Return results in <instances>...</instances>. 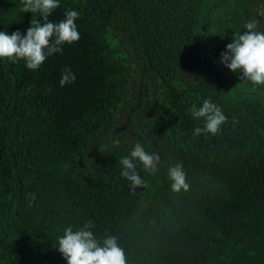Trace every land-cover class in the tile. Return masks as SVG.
Listing matches in <instances>:
<instances>
[{
    "label": "trees",
    "instance_id": "16d2710c",
    "mask_svg": "<svg viewBox=\"0 0 264 264\" xmlns=\"http://www.w3.org/2000/svg\"><path fill=\"white\" fill-rule=\"evenodd\" d=\"M22 7L0 0V31L41 19ZM67 10L80 39L62 53L0 58V264H67L59 238L89 221L126 264H264V84L221 56L248 21L264 32V0H59L48 20ZM205 99L226 116L215 135L194 134ZM137 142L160 163L136 161L132 190L119 161Z\"/></svg>",
    "mask_w": 264,
    "mask_h": 264
},
{
    "label": "clouds",
    "instance_id": "9594fccd",
    "mask_svg": "<svg viewBox=\"0 0 264 264\" xmlns=\"http://www.w3.org/2000/svg\"><path fill=\"white\" fill-rule=\"evenodd\" d=\"M22 3L23 13H38L41 19L33 16L26 34L19 30L12 32L11 35L6 31H0V58L23 59L28 69L37 70L48 56L62 53V45L80 39L75 23L79 13L67 10L63 20L51 22L48 17L59 6V0H22ZM258 23L256 19L248 21L244 26L247 31L243 34H234L232 42L227 44L226 51L221 54L222 63L226 67L233 72H242V79L256 85L264 84V32L256 30ZM75 79V74L70 68H65L60 85L63 87ZM191 113L194 119L204 118V126L194 129V134L197 135H215L226 121L222 110L208 99L203 101L202 107L198 110L193 108ZM114 144H119V140H115ZM136 161L142 164L149 174H154L160 163V156L155 152H146L143 145L137 142L130 155L121 158L119 161L122 165L121 176L130 182L132 190L145 186V181L137 171ZM168 177L172 181L173 192L188 191L189 185L186 183V173L182 164L169 167ZM92 227L94 225L89 221L77 231H73L71 226L65 229L63 236L59 238L57 248L67 264H126L125 252L118 245L117 238L110 235L101 245L90 230Z\"/></svg>",
    "mask_w": 264,
    "mask_h": 264
}]
</instances>
